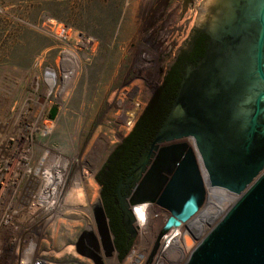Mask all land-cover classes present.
Masks as SVG:
<instances>
[{"label": "water", "instance_id": "95a60500", "mask_svg": "<svg viewBox=\"0 0 264 264\" xmlns=\"http://www.w3.org/2000/svg\"><path fill=\"white\" fill-rule=\"evenodd\" d=\"M197 16L195 28L207 36L203 56L184 68L169 111L133 167L127 199L119 196L121 180L115 186L122 224L133 242L131 207L162 209L157 247L167 231L198 211L210 188L201 217L163 247L156 264H183L185 257L184 264H264V0H205ZM219 192L226 203L222 217ZM93 210L110 255L113 242L100 198ZM75 246L101 264L91 232L83 231Z\"/></svg>", "mask_w": 264, "mask_h": 264}, {"label": "rangeland", "instance_id": "374dc122", "mask_svg": "<svg viewBox=\"0 0 264 264\" xmlns=\"http://www.w3.org/2000/svg\"><path fill=\"white\" fill-rule=\"evenodd\" d=\"M143 1L0 0V143L8 137L6 149L0 144V170L5 169L4 163L11 171L26 162L28 168L42 163L41 169L47 170L57 158L67 161L73 184L69 183L66 193L75 191V196L71 202L61 201L63 216L51 224L55 240L64 234L62 239L70 241L77 231L73 227H83L84 219H91L82 207L89 206L94 188L100 198L96 176L139 118L133 119L134 106L147 105L146 92L152 81L159 83L164 70L162 56L174 50L159 37H139L145 30L140 31L137 8H132ZM183 11L176 9L177 27L192 21L195 12L189 8L183 16ZM157 42L160 48L151 61L147 51H153ZM129 68L140 72L147 68L148 73L140 76ZM150 68L158 70L152 73ZM72 70L78 73L75 81L63 83L61 75ZM60 90L66 95H59ZM113 100L119 101L118 107L107 106ZM104 136L107 143L103 148L99 145L100 164L94 172L93 147ZM80 158L84 159L78 165ZM78 170L81 180L74 179ZM147 212L157 211L148 208ZM136 238L140 241L135 240L136 246L148 247L142 243V234Z\"/></svg>", "mask_w": 264, "mask_h": 264}, {"label": "built area", "instance_id": "2783aa9c", "mask_svg": "<svg viewBox=\"0 0 264 264\" xmlns=\"http://www.w3.org/2000/svg\"><path fill=\"white\" fill-rule=\"evenodd\" d=\"M177 24L178 18L172 25L161 30V36L159 37L166 44H171L170 46H173L174 49L180 46L187 37L192 21L187 20L181 23L182 25L179 27H177ZM27 163H21L13 167L14 171H11L9 164L4 163L5 169L0 170V173L4 172L7 175L6 178L0 177V264H97L91 257L78 252L76 249L75 243L82 232V228L78 229V232H73V236H69L70 241L62 239L64 234H60L58 240L53 239L52 221H59L58 216H63V214H61V211H52L48 199H50L51 185L55 182L63 185V182L61 179L55 181L54 178L48 177L43 179V175L41 176L42 180L38 179V181H34L30 176L18 177L16 169H22V166L28 165ZM35 183L39 184L36 189H41L40 193L34 192L33 186ZM21 185L22 187H20ZM18 189L21 192H18ZM208 190L210 188H207V194ZM59 195L60 193L57 192L54 197ZM33 197L37 199V202ZM206 201L207 197L203 205L191 218L178 227H174L175 229L171 228L170 230L177 229V231H180L183 226L187 228L191 223L197 222L206 207ZM235 201L233 200V203ZM146 207H148L147 204ZM225 212L226 210L222 215ZM139 230L135 226V231L139 232ZM170 230L163 235L165 246L168 244L166 241ZM207 233L203 234L201 240ZM95 237L98 242L96 254L99 256L101 264H120L114 243H112L113 251L110 255H106L97 231H95ZM135 240L136 237L132 242L124 264H156L159 259L157 251L160 245L153 246L149 250H139L135 247Z\"/></svg>", "mask_w": 264, "mask_h": 264}, {"label": "flooded vegetation", "instance_id": "af4514ba", "mask_svg": "<svg viewBox=\"0 0 264 264\" xmlns=\"http://www.w3.org/2000/svg\"><path fill=\"white\" fill-rule=\"evenodd\" d=\"M148 2L154 5L163 6L168 3V0H149ZM173 2H174L175 9L182 8L184 10L183 16H184L186 9H189V8L194 9L195 17L193 15L191 28L188 32L187 37L183 40L182 44L178 46L176 49H174L171 55L165 54L164 56H162V58H165L166 63L164 64L163 67L161 66L160 68H164V70L160 71L161 73L160 80H159V83H156L157 89L153 93V95L150 96L145 108L143 107L144 108V110L142 109L143 112L145 111V109H147L148 107H152L155 104L156 100H158V98L160 97L162 93V89L164 88L165 84L172 83V85H175L177 83L176 86L178 88L179 81L182 77V73L184 72V68H186L190 64L195 65L203 56V53L206 48L207 36L195 28V22L198 17L197 16L198 9L202 7L205 0H173ZM159 45L160 44L157 42V45L155 44L153 46V51L149 49V51L147 52L149 54L157 53L158 51L156 50L158 49V47L160 48ZM156 69L158 70V68ZM143 73L144 72L141 71L139 75L145 76V73L144 74ZM152 82L153 84H155V81H152ZM177 88H176V91H177ZM175 95H176V92L174 96L172 97V99H170L171 101L167 109V112L169 111V108L171 106L172 100L175 97ZM142 113H140V115ZM153 137L154 135L146 140L137 158L128 164L125 171H121L119 173V176L117 177V179L115 180V182L113 183L111 187L105 186L104 181L106 180V177L102 176L100 180L96 179L100 187L99 188L100 199H101L106 217L108 219L109 235L112 238V241L115 236L114 233L117 232L119 235L121 234V231H124L126 233V230L122 224V212L120 210V203L118 202V197L120 196V197H124L125 199H127V196L131 193L133 189L134 178H135V175H133V167L136 164L139 156L148 149L149 144L152 141ZM131 175L132 177L128 179V177ZM119 180H121V186L119 189V196H118L117 194L114 193V191H115V186ZM23 184H27V183H23ZM148 207L151 209L157 210V213H156L157 215L158 214L161 215L162 213H164L162 209L154 208L151 205H148ZM92 215H93V222H94L95 229H93L92 227L90 228V227L83 226L81 233H83V231H89L93 235H95V231L97 230H96V223L94 219L93 208H92ZM74 228H76L77 230L81 229L78 226H75ZM136 236H137V232H136ZM128 239H130L129 236H128Z\"/></svg>", "mask_w": 264, "mask_h": 264}, {"label": "bare ground", "instance_id": "6f19581e", "mask_svg": "<svg viewBox=\"0 0 264 264\" xmlns=\"http://www.w3.org/2000/svg\"><path fill=\"white\" fill-rule=\"evenodd\" d=\"M69 55V54H68ZM146 57H148V58H150V57H157V53H150V54H148L147 53V55H146ZM76 59V61H78V59L77 58H75ZM150 60H151V58H150ZM152 61V60H151ZM154 62H156V60H154ZM153 62V63H154ZM149 63V62H148ZM136 68H139V67H136ZM136 68H132L134 71H135V74H139V72L140 71H138V69H136ZM143 69V68H142ZM151 70H152V73H154V72H157V69L156 68H150ZM63 70V69H62ZM133 70H131V68H129V70L128 71H133ZM143 72L146 74V73H148L147 72V68L145 69L144 68V70H143ZM143 73V74H144ZM77 75H78V73H77V71H75V70H72V71H70V72H66V73H64L63 75H61L62 76V82L63 83H73L74 81H75V79H76V77H77ZM155 75V74H154ZM126 76V75H125ZM127 77V76H126ZM149 78V77H148ZM124 79V78H123ZM126 79V78H125ZM150 80H152V77H150L149 78ZM149 81V80H148ZM62 83V84H63ZM151 85L152 86H154V84L151 82ZM63 86H64V84H63ZM117 92V91H116ZM119 93V92H118ZM150 94H151V88H149L148 90H147V92H146V95H147V97L149 98L150 97ZM59 95H63V96H65L66 94H65V90H60V92H59ZM63 96H61V97H63ZM62 99V98H61ZM117 99V98H116ZM60 101V100H59ZM119 101H122V100H120L119 99ZM119 101L117 102H114V100L111 102V103H109V105H107V106H110L111 105V107L113 108H115V107H118L119 106ZM64 102V101H63ZM123 102V101H122ZM5 107H7V106H5ZM143 107H144V105H141L140 106V108H135V106H134V108H133V110L135 111L134 113H135V115H134V117H133V119L134 118H136V117H138L139 116V114L141 113V111H142V109H143ZM132 120V119H131ZM18 121V120H17ZM37 121V120H36ZM134 121V120H133ZM15 123V122H14ZM21 123V122H20ZM22 124V123H21ZM17 125V124H16ZM32 125H33V127H34V129H36V127H37V125H38V123H32ZM45 125H47V124H45ZM15 126V125H14ZM12 132V131H11ZM7 134V133H6ZM18 135V134H17ZM6 138V139H5ZM4 138V140H2L1 141V145H2V147L4 148V149H6L7 148V145H8V137H5ZM107 143V139L105 138V136L104 137H102L101 139H100V141L98 142V144L97 145H95L94 147H93V156H95L96 155V157H95V160H94V162H93V171L94 172H96L97 171V169L99 168V164H100V159H99V154H98V152H99V145L101 144V148H103V144H106ZM110 144V143H109ZM108 145V144H107ZM1 155H3V154H1ZM83 159L84 158H80V160H78V165H79V163L81 162V161H83ZM43 160V159H42ZM91 161V160H90ZM40 162V161H39ZM41 162H43V161H41ZM7 164V163H6ZM40 164H42V163H39V164H37V165H39V166H37V168L35 169H32L31 167L30 168H28L27 166H22V169H20L19 170V172H20V174H19V172H18V174H17V176H19V175H21L22 176V174L25 172L27 175L26 176H30L32 179H34V181L36 180V181H38V179L39 180H42L41 179V176L43 175V179H45L46 177H48V178H54V180L55 181H58V179H61L62 180V182H63V185H62V183H60V184H58V183H54L53 185H51V194L49 195V198L50 199H48V201H50V208H51V210L53 211V210H56L57 212L58 211H60L59 210V207L61 206V201L63 200L64 202L66 201V202H71L72 200H73V197L75 196L74 195V192L75 191H72V192H69V194H67L66 193V191H67V189H68V186H69V183H72V178L70 177L72 174H71V170H70V166H68V163H67V161L65 160H63V159H56V161H55V163H52V164H54V166L53 167H50L49 165V168L47 169V170H42L41 168V166L42 165H40ZM78 168H79V166H78ZM77 168V169H78ZM83 175H82V173L80 172V170H78L77 171V173H76V175H75V177H74V179H79V177L81 178ZM0 177H2V178H6L7 177V175H5L3 172H1L0 173ZM69 179V180H68ZM66 180H68V182H66ZM79 180H81V179H79ZM83 182V181H82ZM89 183H90V180L88 181ZM73 184V183H72ZM77 184V183H76ZM38 186H39V184H37V183H35V185L33 186V188H34V192H37V193H40V190L41 189H36V188H38ZM76 186H78V185H76ZM84 187V186H83ZM94 187H95V185H94ZM95 189L96 188H94V192H93V196H92V198H91V202L89 203V206H87V207H82V209L84 210V212H86L87 213V215L89 214V216L91 217V219L90 218H88V217H86L85 219H84V221H85V227H92V228H95V226H94V222H93V215H92V208L94 207V205H96V204H98L99 203V198L98 197H96V195H95V193H96V191H95ZM92 190H93V188H92ZM57 192H59L60 193V195L59 196H57V197H54V195L57 193ZM78 192H80V190L78 191ZM77 192V193H78ZM92 193V192H91ZM87 194V193H86ZM64 195H67L66 196V198H65V196ZM88 195H89V193H88ZM55 198V200H54V198ZM81 197H82V195H81ZM219 197H220V203H219V210L221 211V215H222V213L224 212V205L226 204L225 203V199H224V195H223V192H219ZM59 200H58V199ZM77 198V197H76ZM33 199L34 200H36V202H37V199L35 198V197H33ZM209 199H210V190H208V194H207V201H206V205H207V203H208V201H209ZM79 201V200H78ZM87 202V201H86ZM79 203V202H78ZM76 204V203H75ZM73 205V204H72ZM76 206H78L77 204H76ZM75 205H74V207H76ZM86 206V205H85ZM228 207V206H227ZM66 208V207H65ZM73 208V207H72ZM149 207H146V204H138V205H135V206H133V207H131V209H132V212H133V215H134V217H135V226L136 227H138L140 230H139V232H137V235L139 236V234H142L143 236H144V239L142 240V243H145V245H148V247H143V246H141V244H140V247H138V246H136L135 245V247L137 248V249H139V250H149V249H151L153 246H154V244H156V241H157V237H158V235H159V230L163 227V225H164V223H165V217H161V215H157L155 212H150V213H148L147 212V209H148ZM67 209V208H66ZM151 209V208H150ZM150 211V210H149ZM153 211V210H152ZM155 211H157V210H155ZM56 212V213H57ZM77 216V215H76ZM82 216V215H81ZM71 219V218H70ZM75 219V218H74ZM73 219V220H74ZM218 219L219 218H216L215 219V223L218 221ZM77 220V219H76ZM75 222V221H74ZM77 222V221H76ZM214 223V224H215ZM79 228H82L80 225L78 226ZM178 227V226H177ZM74 228V227H73ZM74 229H76V228H74ZM175 229V228H174ZM186 229V227H182L181 229H180V231L178 230L177 231V229L176 230H170V233L167 235V241H166V243H169L171 240H173V239H177V233L178 232H182V231H184ZM136 241H138L137 240V238H136ZM138 242H140V241H138ZM165 241H164V239H163V236L159 239V243H158V245H160V247H159V249H158V251H157V254H158V258L160 257V255H161V252H162V249H163V247L165 246V243H164ZM155 247V246H154ZM141 252V251H140ZM188 257H185L184 258V261H186L185 259H187Z\"/></svg>", "mask_w": 264, "mask_h": 264}, {"label": "trees", "instance_id": "16d2710c", "mask_svg": "<svg viewBox=\"0 0 264 264\" xmlns=\"http://www.w3.org/2000/svg\"><path fill=\"white\" fill-rule=\"evenodd\" d=\"M176 84H165L155 104L145 109L136 120L129 134L110 153L96 176L97 180H100L104 176L106 177L104 181L105 186L111 187L119 176V173L125 171L128 164L137 158L146 140L154 135L161 124L170 105V99H172L176 92ZM114 235V247L118 258L122 259L127 254L132 240L128 239V235L124 231H121L120 235L117 232Z\"/></svg>", "mask_w": 264, "mask_h": 264}, {"label": "crops", "instance_id": "0c3cea01", "mask_svg": "<svg viewBox=\"0 0 264 264\" xmlns=\"http://www.w3.org/2000/svg\"><path fill=\"white\" fill-rule=\"evenodd\" d=\"M148 1L149 0H144L139 4L137 3V5L132 8H137L138 15L136 21L141 25L140 31L145 30V32L139 33V37L142 36V40L144 38L151 40L154 36L155 38L160 37L161 30L166 26L172 25L177 17L173 0H168V3L163 6L154 5ZM143 26H145V28H143Z\"/></svg>", "mask_w": 264, "mask_h": 264}]
</instances>
